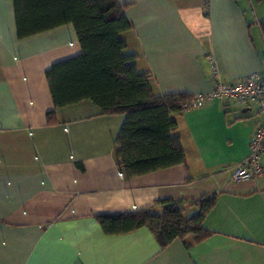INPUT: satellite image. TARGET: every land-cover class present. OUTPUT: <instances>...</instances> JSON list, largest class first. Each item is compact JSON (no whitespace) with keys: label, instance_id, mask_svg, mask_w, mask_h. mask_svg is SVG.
Returning a JSON list of instances; mask_svg holds the SVG:
<instances>
[{"label":"crops","instance_id":"obj_1","mask_svg":"<svg viewBox=\"0 0 264 264\" xmlns=\"http://www.w3.org/2000/svg\"><path fill=\"white\" fill-rule=\"evenodd\" d=\"M117 1L133 24L126 51L157 95L210 92V59L225 83L264 73V0ZM81 52L71 23L19 38L14 4L0 0V264H264V174L233 180L262 122L259 103L182 110L186 162L129 177L114 153L125 114L91 101L55 108L46 72ZM204 195L216 199L199 242L188 234L162 248L147 227L108 234L96 217L164 200L191 216Z\"/></svg>","mask_w":264,"mask_h":264},{"label":"trees","instance_id":"obj_2","mask_svg":"<svg viewBox=\"0 0 264 264\" xmlns=\"http://www.w3.org/2000/svg\"><path fill=\"white\" fill-rule=\"evenodd\" d=\"M19 38H27L65 24H73L81 54L54 63L46 72L55 108L91 101L103 114H125L117 137L115 156L119 169L129 177L186 162L174 115L193 96L157 95L151 74L137 66V55L128 53L122 34L133 29L126 5L117 0H11ZM56 123L55 111L47 113ZM216 195H204L192 205L198 213L187 217L182 201L164 200L160 210L146 207L135 212L99 214L104 232L120 234L149 228L162 248L188 234L199 242L210 235L203 227Z\"/></svg>","mask_w":264,"mask_h":264},{"label":"built area","instance_id":"obj_3","mask_svg":"<svg viewBox=\"0 0 264 264\" xmlns=\"http://www.w3.org/2000/svg\"><path fill=\"white\" fill-rule=\"evenodd\" d=\"M214 85L208 93H198L193 96L191 102L185 106L200 107L206 102L215 99L235 100L246 102L254 100L259 103V112L262 115V122L252 134L250 140V154L246 159L235 166L233 180L244 182L253 179H259L264 174V73L255 72L237 83H225L221 80L213 59Z\"/></svg>","mask_w":264,"mask_h":264},{"label":"rangeland","instance_id":"obj_4","mask_svg":"<svg viewBox=\"0 0 264 264\" xmlns=\"http://www.w3.org/2000/svg\"><path fill=\"white\" fill-rule=\"evenodd\" d=\"M190 212V211H189ZM192 212V211H191ZM185 214V216H187V217H190V215H189V213H184ZM192 216V215H191Z\"/></svg>","mask_w":264,"mask_h":264}]
</instances>
